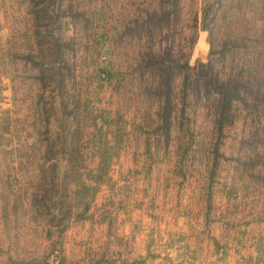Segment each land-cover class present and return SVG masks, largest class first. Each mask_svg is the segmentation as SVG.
Here are the masks:
<instances>
[{
  "label": "rangeland",
  "instance_id": "rangeland-1",
  "mask_svg": "<svg viewBox=\"0 0 264 264\" xmlns=\"http://www.w3.org/2000/svg\"><path fill=\"white\" fill-rule=\"evenodd\" d=\"M0 264H264V0H0Z\"/></svg>",
  "mask_w": 264,
  "mask_h": 264
},
{
  "label": "trees",
  "instance_id": "trees-1",
  "mask_svg": "<svg viewBox=\"0 0 264 264\" xmlns=\"http://www.w3.org/2000/svg\"><path fill=\"white\" fill-rule=\"evenodd\" d=\"M226 92V91H225Z\"/></svg>",
  "mask_w": 264,
  "mask_h": 264
}]
</instances>
